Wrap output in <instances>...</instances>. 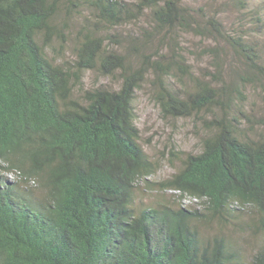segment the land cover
I'll return each mask as SVG.
<instances>
[{"label":"trees","instance_id":"16d2710c","mask_svg":"<svg viewBox=\"0 0 264 264\" xmlns=\"http://www.w3.org/2000/svg\"><path fill=\"white\" fill-rule=\"evenodd\" d=\"M212 9L0 0V264H264V43ZM190 34L216 41L213 71L195 70ZM90 73L108 81L87 86ZM146 83L165 117L204 130L161 180L137 124Z\"/></svg>","mask_w":264,"mask_h":264},{"label":"rangeland","instance_id":"374dc122","mask_svg":"<svg viewBox=\"0 0 264 264\" xmlns=\"http://www.w3.org/2000/svg\"><path fill=\"white\" fill-rule=\"evenodd\" d=\"M192 6H205L206 9L213 8V12L219 14V19L224 22L227 31L233 33L237 29H243L246 32H251L253 38L264 43V31L255 32L258 27L264 28V25L259 26L253 19L257 12L264 17V0H252L251 6L248 9L240 11L234 7L232 0H186ZM217 11V12H216ZM257 11V12H256ZM263 30V29H262ZM193 56L191 61L195 64L197 73H208L214 70L211 66L212 56L205 55L203 47L215 45L216 41L211 39H202L201 36L188 35ZM209 44V45H208ZM218 44L225 50L224 65L225 76L236 75L243 73V64L236 58L232 49L228 46L224 39L218 40ZM238 78V76L236 75ZM110 82L118 85L114 79H109ZM108 79L99 77L96 74L90 73L86 77V85L93 82L101 83ZM154 89H151L149 83H146L137 92L136 108H137V124L141 130V142L144 148L148 151L151 157L157 162L158 170L151 178L153 180H161L169 177L174 169L171 163V151L177 153L198 151L200 148V136L204 133L202 125L197 118H173L165 117L160 110L157 101L154 98ZM249 99L254 103V108L259 109L262 105L259 89L256 86H251L249 89ZM249 105V104H248ZM157 191L140 192L138 200L144 202H152Z\"/></svg>","mask_w":264,"mask_h":264}]
</instances>
